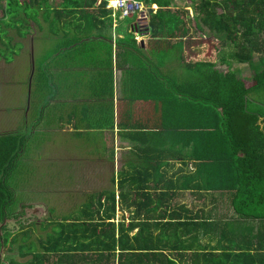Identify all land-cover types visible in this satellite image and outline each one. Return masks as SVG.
Wrapping results in <instances>:
<instances>
[{
    "label": "trees",
    "instance_id": "1",
    "mask_svg": "<svg viewBox=\"0 0 264 264\" xmlns=\"http://www.w3.org/2000/svg\"><path fill=\"white\" fill-rule=\"evenodd\" d=\"M109 1L6 0L5 13L0 17V40L9 39L8 20L14 22L15 28L21 24L24 30H16L21 38L33 26L42 31L46 24L48 34L55 33L56 27L60 35L56 37V54L84 47V54L73 59L94 67V62L101 60L100 54L91 52L85 44L98 42L91 39L93 36L109 34ZM135 1L150 4L151 15L148 12L144 18L150 20L143 25L135 22L132 31L125 33L128 38L118 40L117 45L122 46L123 60L136 57V102L152 104L154 109V148L163 152L160 148L167 138L172 141V149H188L187 153L161 154L159 159L202 168L207 172L206 191L228 193L235 216L241 222H256L260 230L254 233L245 227L232 229L222 222L217 234V223L211 215L204 220L171 218L163 222V218H150L148 212L136 218V191L140 196H151L152 189H159L171 199L191 187L118 186L117 194L114 188L100 194L98 201L104 196V204L97 203L96 217L89 213L83 222L82 218H58L54 233L40 250L32 253L21 247L20 252L17 248L19 256L30 255L25 264H264V0H201L196 11L185 18L172 11L171 0ZM30 10L35 11L32 16L28 14ZM134 32L150 36L144 41L146 46L134 39ZM102 44L111 57V45ZM73 45L74 49H70ZM98 51L101 53L102 48ZM231 60L252 67L251 81L238 77L229 68ZM173 62L177 64L173 71L166 70L167 64ZM223 65L225 71L219 68ZM31 75L32 72L27 76L28 85ZM137 121L147 122L148 114ZM139 127L137 123V132ZM28 136L19 132L0 135V225L12 218L10 206L15 203L16 192L9 181L23 156ZM116 196L117 202L134 212L127 225L109 222ZM160 207L164 204L157 209ZM9 224L0 228V264L7 236H14L12 244L19 245L16 235L31 225L17 222L19 231L12 232L9 228L15 224ZM180 226H190L188 234L180 236ZM197 228H202L203 236L210 239L206 245L200 243L199 233L193 234ZM187 235L188 241H184ZM216 238L218 246H210ZM11 264L19 263L15 260Z\"/></svg>",
    "mask_w": 264,
    "mask_h": 264
},
{
    "label": "crops",
    "instance_id": "2",
    "mask_svg": "<svg viewBox=\"0 0 264 264\" xmlns=\"http://www.w3.org/2000/svg\"><path fill=\"white\" fill-rule=\"evenodd\" d=\"M112 18L111 13V27L108 29L112 30V34L93 36L91 39L98 42L85 44L91 52L100 54L101 60L94 62V67L85 64V61L73 59L77 55L84 54V47L62 55L70 57L69 67L60 63L56 64L54 80L55 77L60 76L63 85L66 86V77H68V89L60 91L55 83L53 84L54 98H48L46 105L40 109L36 128H33L28 136L30 142L36 139L38 154H51L46 153V150L53 147V162L52 165L46 163L37 165V169L42 173L39 182L35 184L36 196L27 197L22 201L17 211L11 212L10 220L16 221L13 216L22 215L24 208L28 207L25 211L28 218L27 223L40 225L47 217L50 218L42 231L50 230L47 233L51 236L55 230V223H58V218H67L71 221L82 218L80 222H83L88 218L89 213L96 217L94 208L98 207L97 203L104 204V196L99 201L98 197L108 189L114 188L117 194L120 191L118 186L125 189L130 185L136 187L174 185L187 186L191 189H183L171 199L165 194L162 195L161 192L164 191H159V189L158 191L152 189L151 196H140L136 191V206H138L136 207V218H142L148 212L150 218L159 220L163 218V222L171 218H176V220L202 218L201 220H204L211 215L213 222L217 223L214 232L218 234L221 232L222 222L229 224L225 222L226 220L223 221L225 217L232 220L238 218L230 206V195L222 192H207L204 188L207 172L202 168L188 166V164L175 165L172 161L159 159L161 154L165 156L172 153H187L188 149L181 147L172 149V141L167 138H164L163 148H160L163 152L152 146L151 142H155L152 129L157 123L156 118L152 116L154 115L152 104L136 102V57L131 56L132 59L129 61L123 60L120 57L122 46L117 45L118 40L128 38L125 33L132 31L133 24L125 33H116L113 27L116 29L117 27ZM136 18L138 20V17ZM134 39L141 41L144 47L146 46L144 41H148L150 36H138L134 32ZM88 40L90 39H85L89 42ZM66 42L67 40H63V43ZM16 43L21 50L23 43L21 41ZM102 43L111 45V57L106 53L107 46H103ZM33 47H31L32 51ZM74 47L75 45L70 49ZM101 48L100 53L98 50ZM144 55H147V52H144ZM57 56L61 55L57 54ZM150 58L153 62L152 52ZM154 64L156 69L155 56ZM165 68L173 71L171 64H167ZM137 83L140 86V83ZM149 86L151 88L150 77ZM140 96L137 95V97ZM146 114H148L147 122L137 121ZM6 123L10 127L12 124L10 118L7 117ZM137 123L140 124V132L136 131ZM38 129L42 130V138L36 137ZM85 135H90V140ZM39 194L50 198L44 202L39 198ZM117 201L118 196H116L114 215L109 222L115 225L123 222L127 225L134 212H129L124 203L122 205ZM159 204L162 206L164 204V207L158 210ZM148 206L151 207L148 208ZM50 211L57 213L58 216H48ZM239 221L243 220L239 219ZM246 223L256 224L254 221H246ZM14 227L18 230L20 228L17 224L12 228ZM189 228L190 226H180L179 229L182 231L180 236L188 234ZM257 231L259 232L258 229H254V232ZM12 232L16 231L12 230ZM135 232L136 228L130 234ZM197 233H199L198 239L201 240L202 245L210 242V239L203 236L202 228H197L193 232L194 235ZM47 238L45 236L44 244ZM183 240L188 241V235L183 237ZM210 246H218L217 238L213 239ZM40 249L41 244L36 250ZM11 258V261L16 260L14 257ZM29 258L30 255L23 258L26 259L24 262L23 260L17 262L25 264Z\"/></svg>",
    "mask_w": 264,
    "mask_h": 264
},
{
    "label": "rangeland",
    "instance_id": "3",
    "mask_svg": "<svg viewBox=\"0 0 264 264\" xmlns=\"http://www.w3.org/2000/svg\"><path fill=\"white\" fill-rule=\"evenodd\" d=\"M171 1L172 11L177 12L182 18H185L188 13H194L196 11L195 6L201 0ZM5 9L6 0H0V17L4 15ZM144 10L151 15V11H149L150 4H144ZM34 12L35 11L30 10L28 14L32 16ZM147 13H144L146 16L142 18L139 17L137 20L136 16L120 18L119 13L112 11V21L117 27V29L113 27L114 32L125 33L126 30L137 21H139L141 25L146 24V22L148 23V20L150 19L144 20V18L147 17ZM8 23L11 27L9 28V39L3 37V40H0V135L11 131L28 134L33 128H36L35 124L38 122L37 120L39 119L40 109L46 105L47 99L54 98L55 91L53 84L55 83L60 91H66L68 89V77H66L67 85L64 86L60 76L55 77L54 80V69L56 64L59 63L65 67H69L70 62L68 60H70V57H65L66 55H61L60 57L56 56V51L58 49V38L56 37L60 36L56 33V27L54 28L55 33L48 34L46 24L43 25L44 30L42 31H38V29L32 25L33 28L30 29L27 36L22 39L16 32V30L22 31L23 28L21 27V24H18V28H15L13 26V21L8 20ZM35 23L38 24V22ZM106 32L109 34L113 33L112 30L110 31L109 29H107ZM18 41L23 43V48L21 50L19 49L18 43H16ZM31 47H33V51ZM257 58L258 56L255 57L256 62L258 63ZM30 65L33 66V71L28 85L27 76L32 70L29 69ZM176 65L177 64L174 62L171 64L172 67H175ZM219 68L222 71L226 70L224 65ZM229 68L236 71L238 77L251 81L253 72L252 67L249 64H238L231 60ZM38 82L41 84L37 88ZM41 87L43 88V91L41 90ZM7 117L10 118L12 123L10 127L6 123ZM85 136L90 140V135ZM36 137H43L41 129H38ZM35 143L36 139H34L33 142H30L27 138L23 156L19 158L18 165L11 175L9 183L16 189V198L15 203L10 206V212L17 211L22 201L27 197L36 196L34 192L35 184L39 182L40 174L42 173V171L37 169V165L43 163L52 165L54 156V154H52L53 147L46 150V153L51 154L41 155L37 153V146ZM43 151H45V149H43ZM39 198L46 202L50 197L39 194ZM187 199L190 200V197L187 196ZM27 209L28 207H25L24 212ZM25 215H27V213H25ZM47 215L50 217L58 216L57 213L52 211L48 212ZM27 219V217L23 219L22 223L27 225ZM29 220H31V218H29ZM29 220L28 222L31 223ZM48 220H50V218L47 217L40 223V225H37V223H31L26 231H22L20 234L16 235V237H19L20 247L19 245H13L12 240L14 236H11L10 238L8 235L6 252L2 255L3 264H11V257H14V260L16 259L17 261L23 260L22 262H24L26 260L19 256L17 248H19V251L21 252V247L23 251L26 247L27 250H32L33 253L39 244H44L45 236L50 237V234L47 233L50 232V230L46 229L45 231H42L45 229ZM223 221L229 223L230 228L232 229L245 227L246 230L248 228L253 231L254 229L260 230L259 225L247 224L239 221L238 218L232 220L229 217H225ZM9 229L16 232L19 231L16 227Z\"/></svg>",
    "mask_w": 264,
    "mask_h": 264
},
{
    "label": "built area",
    "instance_id": "4",
    "mask_svg": "<svg viewBox=\"0 0 264 264\" xmlns=\"http://www.w3.org/2000/svg\"><path fill=\"white\" fill-rule=\"evenodd\" d=\"M107 8H111L114 12H118L120 14V18L135 15L142 18L146 16L144 13H147L146 10H144V4L135 0H124L123 3H118L115 6L109 2Z\"/></svg>",
    "mask_w": 264,
    "mask_h": 264
},
{
    "label": "water",
    "instance_id": "5",
    "mask_svg": "<svg viewBox=\"0 0 264 264\" xmlns=\"http://www.w3.org/2000/svg\"><path fill=\"white\" fill-rule=\"evenodd\" d=\"M33 71V69L31 70V72ZM30 213H35L34 211H29ZM7 223H10V224H15V226H16V221H13V220H10V219H8V220H6L4 223H2L1 225H0V228H2L3 226H5ZM3 235V233H0V236H2ZM2 242V244H3V241H1ZM3 245H2V248H1V253H2V251H3ZM1 258V257H0ZM5 263V262H4Z\"/></svg>",
    "mask_w": 264,
    "mask_h": 264
},
{
    "label": "flooded vegetation",
    "instance_id": "6",
    "mask_svg": "<svg viewBox=\"0 0 264 264\" xmlns=\"http://www.w3.org/2000/svg\"><path fill=\"white\" fill-rule=\"evenodd\" d=\"M26 218L27 216L25 215V212L23 211L22 212V215H15L13 216V218H15V220L19 223V222H22V218Z\"/></svg>",
    "mask_w": 264,
    "mask_h": 264
},
{
    "label": "clouds",
    "instance_id": "7",
    "mask_svg": "<svg viewBox=\"0 0 264 264\" xmlns=\"http://www.w3.org/2000/svg\"><path fill=\"white\" fill-rule=\"evenodd\" d=\"M124 2V0H110V3L113 5V6H115L116 4H118V3H123Z\"/></svg>",
    "mask_w": 264,
    "mask_h": 264
}]
</instances>
